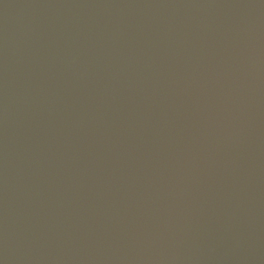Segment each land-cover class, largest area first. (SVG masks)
<instances>
[{"label":"water","instance_id":"water-1","mask_svg":"<svg viewBox=\"0 0 264 264\" xmlns=\"http://www.w3.org/2000/svg\"><path fill=\"white\" fill-rule=\"evenodd\" d=\"M0 264H264V0H0Z\"/></svg>","mask_w":264,"mask_h":264}]
</instances>
